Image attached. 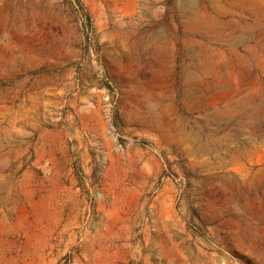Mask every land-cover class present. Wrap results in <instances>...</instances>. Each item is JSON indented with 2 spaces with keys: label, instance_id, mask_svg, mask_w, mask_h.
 Wrapping results in <instances>:
<instances>
[{
  "label": "rangeland",
  "instance_id": "1",
  "mask_svg": "<svg viewBox=\"0 0 264 264\" xmlns=\"http://www.w3.org/2000/svg\"><path fill=\"white\" fill-rule=\"evenodd\" d=\"M0 0V264H264V0Z\"/></svg>",
  "mask_w": 264,
  "mask_h": 264
},
{
  "label": "trees",
  "instance_id": "2",
  "mask_svg": "<svg viewBox=\"0 0 264 264\" xmlns=\"http://www.w3.org/2000/svg\"><path fill=\"white\" fill-rule=\"evenodd\" d=\"M76 1H77V3H79L81 5V1L80 0H76Z\"/></svg>",
  "mask_w": 264,
  "mask_h": 264
}]
</instances>
